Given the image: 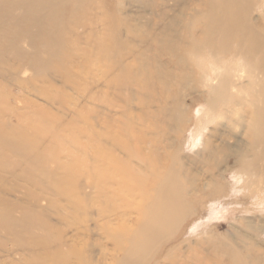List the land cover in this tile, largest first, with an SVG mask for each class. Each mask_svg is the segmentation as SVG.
<instances>
[{
    "label": "bare ground",
    "instance_id": "bare-ground-1",
    "mask_svg": "<svg viewBox=\"0 0 264 264\" xmlns=\"http://www.w3.org/2000/svg\"><path fill=\"white\" fill-rule=\"evenodd\" d=\"M22 1V5L13 6L12 0H0V15H3V20H0V45L6 47L3 54L12 50L15 57H21L26 62V70H41L37 71L40 79L32 77V81L24 83L31 84L33 93L46 100L45 106L40 105L33 114L41 124L40 129L53 123L57 127L54 134H46L48 139L42 138L44 131L41 136L33 132L37 128L32 121L26 123L27 116L24 117L25 124L22 116L20 123L14 126L0 104V111L4 112L0 116V146L5 151L2 156L6 151H17V148L31 152L32 157L23 159V163L37 169L26 174L25 181L44 193L21 196L20 192L14 188L8 189L3 184L5 178L2 176L0 239L3 240L0 241V250L4 255H0V264H8L4 257H13L10 264H44L46 260L55 264H71L73 258H76L74 264H105L106 253L102 252L104 259L95 261L85 251L93 230L87 227L85 234H80L82 237L77 234L66 238L67 229L51 221L50 211L56 206L54 203L60 200H64L62 202L67 203L75 213L87 215L95 203L105 205L97 214L95 230L114 242L115 251L121 255L114 264H142L144 257L151 254L159 243L169 242L175 237L180 219L186 214L188 218L193 215L197 220L203 218L207 210L184 203L180 189L186 184L192 189L196 188L201 195H206L204 188H213L218 177L228 172L221 169V160L226 158L221 155L223 152L227 155L230 149H220L214 141L205 139L208 131L205 124L213 123L219 116L229 118L230 110L220 109V102L202 105L203 108L197 110L196 128L192 132L188 150L197 151L196 160L211 171L215 168L219 170L211 180H201L203 188H199L196 175L188 172L185 159L190 160V157L185 155L183 148L175 150L176 147L169 144L166 151L167 147L147 138L142 129L150 122V127L159 131L163 122L169 119L178 122L182 130L188 118L185 107L193 108L201 100L199 97L197 100H185L182 90L199 94L203 92L201 87L204 92L213 88L212 93L225 95L233 90L232 105L251 109L247 118L242 119L245 125L243 140L246 139L247 148H238L236 157L246 159H243L244 169H252L250 172H253L257 182L252 183L254 190L248 197L258 193L259 205L264 210V0H192L187 15L183 12L181 0H134L130 3L132 8L139 4L153 17L146 31L142 26L144 15L136 20L137 16L133 17L122 10L116 13L107 7L112 0ZM255 1L260 2L257 17L252 12ZM72 2L73 6L64 7L72 17L82 15V18L80 21L70 20L68 33L47 38L36 33L37 28L49 23L60 27L62 21L56 4ZM124 2L117 1L119 5ZM86 3L89 4L85 7ZM171 3L177 7L170 8ZM12 10L20 12L19 15H12ZM9 20L24 25L19 31L22 42L19 38L5 35L15 31L4 25ZM49 30L53 31V27ZM25 43L33 51L25 49ZM137 43L141 47L136 46ZM237 62H240L238 65L242 63V69L236 68ZM94 63H101L102 66ZM71 64L79 70L88 69L87 77L84 79L80 74H73L69 67ZM238 72L243 75H238ZM35 79H44L43 84L38 85ZM59 79L64 85L62 91L56 86ZM78 79L88 84L80 96L81 101L72 99L65 91L67 85H78ZM54 91L58 93L51 96ZM140 94L144 98L142 101L139 100ZM244 94L247 99L243 97ZM111 95L116 99L111 100ZM135 96L140 116L131 112L132 101L124 98ZM16 98L13 96L14 100ZM119 100L124 104H120ZM98 102L104 105V109L108 107L109 113L106 109L102 112L103 116L99 114L95 107ZM116 108L121 109L117 111L119 113L114 111ZM206 118L208 121L205 123ZM82 125L86 126L87 133ZM96 127L102 132H97ZM30 129L33 131L30 132ZM81 131L86 133L83 140L78 137ZM125 133H133L136 141H140L144 147L139 149L130 140L124 141L121 135ZM67 137L68 141L73 140L72 144L78 145L75 147L76 158L79 154L89 157L90 164L86 170L75 161L64 162V159L75 160L73 152L66 153L61 146L53 152L50 147L55 139L63 141ZM179 138L180 135L177 141ZM104 142L109 143L108 147L103 145ZM259 170H262V174ZM82 171L89 180L83 186L73 182ZM22 176L14 174L11 177L19 180ZM233 179L236 181L234 197L240 193L236 190L237 183L242 185L240 190L251 189V182L245 184L249 179L243 175H234ZM67 182L71 183L72 191L77 194L53 191L57 187H64ZM50 192L52 197L49 196ZM114 203L134 208L138 214L134 229H128L126 223L119 219L118 210L112 208ZM215 205L213 207L217 209ZM107 213L115 217L117 227L111 228ZM20 228L26 230L20 231ZM54 235L57 236L55 240L52 239ZM241 237L244 238L243 235ZM123 242L125 246L119 244ZM187 242L189 248L182 252L183 247L179 246L171 251L170 256L168 254L165 258L170 263L165 264H224L229 255L232 256L230 264H264V250L259 244L247 246L249 253L243 260L234 248L218 239L209 241L207 238L197 248ZM204 245L208 248H204ZM16 255L23 256L16 259Z\"/></svg>",
    "mask_w": 264,
    "mask_h": 264
},
{
    "label": "rangeland",
    "instance_id": "rangeland-1",
    "mask_svg": "<svg viewBox=\"0 0 264 264\" xmlns=\"http://www.w3.org/2000/svg\"><path fill=\"white\" fill-rule=\"evenodd\" d=\"M11 4L13 6L17 5H22L23 1L22 0H12ZM118 0H112L111 4L107 5L109 9L115 10L116 13H119L121 10L126 12L127 14H131L133 17H135L136 20L140 19V16L144 15L142 19L143 20V25L145 27V31L147 30V25H151V22H153V17H151V13L147 12L146 10L140 8L139 4L137 7L132 8L130 6V3H133L134 0H125L124 3L119 5L117 3ZM183 1V2H182ZM192 0H181V6L184 7L183 12L187 15L190 12L191 5L189 6V3ZM20 2V3H19ZM256 5L253 8V15L255 17L258 16L259 10H260V2L255 1ZM183 3V4H182ZM89 3L84 4L85 7L88 6ZM59 5V6H58ZM57 8L56 10L58 11L61 21L59 25L60 27H57V25H53V23H49L47 25H44L42 28H37L36 33L40 36H58L62 34H66L69 32V26H70V20L75 19L79 20L82 18V15L80 17H72L70 11L65 8L64 6L71 7L73 6L72 3L68 4H56ZM177 7L176 4L171 3L170 8ZM138 8V9H137ZM132 11V12H131ZM20 12L12 10L11 14L12 15H19ZM11 15H9L8 19H10ZM0 20H3V15H0ZM84 21V19H82ZM82 22V21H81ZM187 22V21H186ZM7 27H11L14 32H10L8 34H5L7 37L11 38H19V40L22 42V37H19L20 30L23 29L24 25L22 23H15L12 20H9L6 24H4ZM53 27V31L49 30V28ZM18 30V31H17ZM82 31V29H80ZM64 32V33H63ZM1 35H3L1 33ZM44 38V39H45ZM136 46L141 47L139 43L136 44ZM25 49L30 50L31 48L25 43L23 45ZM64 47V45H63ZM5 48V49H4ZM6 47L4 45H0V104L2 108H5L4 112L7 115L6 117H11V121H13L14 126H17L20 123V119L22 120L23 116V123H24V117L26 123L29 121L34 122L35 126L37 129L33 131V129H30V132L33 131L35 133H38V135L41 136L42 131H44L42 134V138L48 139L46 134H49V136L53 133L57 127L56 123H53L52 125H46L43 127L41 130L39 125V121H37L34 117V112L35 110L38 111L37 109L39 107L45 106L46 100L41 97H37L32 90L31 84L24 83V81H32L31 78L34 77L37 79H40L39 73L37 72L38 70L41 71L40 69H34V70H26L27 65L25 61H22L23 59L21 57H15L14 54L12 53L13 51L10 50L9 53L3 54L5 52ZM33 51V49H31ZM45 55V54H44ZM47 56V55H45ZM4 59V60H3ZM240 62H237L236 68L240 67L242 69L241 64L238 65ZM94 65H98L99 67L102 66L101 63H94ZM71 71L73 74L77 75L80 74L81 77L84 79L87 77L88 69L85 70H79L77 67H73V65H69ZM142 67V66H140ZM103 69V67H102ZM4 71V72H3ZM96 74V71H95ZM47 75V74H46ZM238 75H243L242 72H238ZM49 78V77H48ZM51 78V77H50ZM49 78V79H50ZM36 80V79H35ZM44 80V79H43ZM43 80H36L38 85L43 84ZM78 85L76 86H70L67 85L68 87H65V91L69 94V96L73 99H79L80 101L82 98L83 92L85 89L88 87V84L84 83L82 80L78 79ZM56 86L59 88L61 91L63 90V83L61 80H56ZM75 87V88H73ZM194 87V86H190ZM201 87V86H200ZM203 92L201 93H187L184 90H182V98H185V100H188L190 98H194L197 100L199 97L201 100L199 103L197 102L193 108L186 106L185 108L188 109V118H187V125H184L182 127V130H180L179 123L176 121H171L168 119V121H164L163 124L160 126V130L158 131L157 129L153 130L152 127H150V122L146 124L144 129V135L149 138V139H154L156 140L157 143L164 147H167L166 151H168L169 144H173L175 150L181 149L186 152L184 154L187 157H190V160L185 159L186 164L188 165V172L196 175V179L198 180V186L199 188H203L201 186L203 183V179L211 180L216 174H218V169H209L207 166H205L201 161L196 160L197 158V151H190L188 150V146L190 144L191 138H192V132L196 128V121H197V110L202 109V105L204 106H209V103L212 105L216 102L218 103L220 109H224L227 111V109L230 110V114H228L229 118H222L221 116L217 117L215 121L211 124H207L206 121H208V118L204 119L205 120V127L207 128L208 131H206V138H209L211 141H214L216 144L215 146L219 147L220 149H223V147H228L230 149V152L225 155L223 152V155L221 156H226V158L222 159V170L227 169L228 172L218 177L216 182L214 183V186H209V188H204L206 195H201L200 193L196 192V188L193 189L190 188L188 185H183L182 189H180L181 196L184 200V203L187 202L189 203L190 206L195 207L196 209H204L207 210L203 218L197 220L196 218H188L187 214L184 218L180 219V224H178V231L174 235L175 237L169 241V242H161L158 244L157 248L152 251L151 254H147L146 257L143 259L142 264H165V262L170 263L166 261L167 255L171 254V251L177 249L179 246L180 248L183 247L182 252L186 251L187 248H189V243L192 247H199V243L205 242L206 239L208 238L209 241H214L218 239V241L228 243L229 246L234 248L235 252L238 253L239 256L242 257L243 260H245V257L248 255L249 251L246 250L247 246L252 245V244H259L261 248L264 250V210L263 206L259 205V200L257 198L258 193L256 195H253L252 197H248V195H252V191L254 190V186L252 183H256L257 179L253 177V172H250L252 169H244V160L245 158H237L236 157V152L238 148L245 147L247 148V142L246 139H244L243 134H244V122L243 120L247 118V113L251 110L249 107L237 105L233 106L232 103L230 102L231 99L234 98V92L233 90L230 91L227 95L225 94H218V93H212L213 88L209 89L208 91H205L200 88ZM55 93H58L57 91H54L51 93V96H54ZM243 93H241L242 95ZM199 95V96H198ZM3 96L7 98H2ZM14 97H17L16 100L13 99ZM10 99H9V98ZM245 99H247V95L244 94L243 96ZM12 98V99H11ZM125 99H130L132 101L131 104V112L136 115L140 116L141 112L139 111V105L137 107V97H124ZM110 99H116L110 96ZM144 98L141 97V94L139 96V100H143ZM237 99V98H236ZM223 100V103L221 102ZM120 104L122 103L120 100L118 101ZM140 102V101H139ZM96 109L98 110L99 114L103 116V113L106 109L107 112L109 113L108 107L104 109V105L100 102L96 103ZM236 107H238L236 109ZM117 109V110H116ZM114 109L115 112L120 111L121 109L116 108ZM191 109V111H190ZM233 110V111H232ZM3 111H0V116L1 113H4ZM56 112V110H55ZM107 113V114H108ZM119 113V112H117ZM190 113V114H189ZM246 115V116H245ZM245 116V117H244ZM20 118V119H19ZM243 119V120H242ZM221 122V123H219ZM239 122V125H238ZM226 123V124H225ZM25 124V123H24ZM213 124V125H212ZM208 125V126H207ZM219 125V126H218ZM227 125V126H226ZM230 126V128H229ZM83 130H85L84 125L81 126ZM227 128V129H226ZM97 132H102L99 128L96 127ZM227 131V132H226ZM87 133V131L85 130ZM86 133L83 134L78 133V137L83 140L85 139ZM137 135L139 133L136 130ZM77 134V133H76ZM133 133L128 134H122L121 137L123 138L124 141H129L132 144L138 145V148H143L144 145L140 143V141H136L135 137L132 135ZM180 135L179 140L177 141L178 136ZM132 137V139L130 138ZM232 137V138H231ZM77 138V135H76ZM130 138V139H129ZM138 138V137H137ZM212 138V139H211ZM41 138H39L40 141ZM65 140L61 139H55V141L51 143L53 152H55L57 149L63 147L66 150V153L68 151L74 153V158L75 160L71 159H64V162L66 163H72V162H77L80 167L83 169H87L89 167V157L84 156L83 154H79V156L76 158V150L75 147L77 148V144H72V141H68V137L64 138ZM73 139V138H72ZM168 140V141H167ZM169 140H171L169 142ZM226 140V141H225ZM85 142V141H84ZM169 142V143H168ZM61 143V144H60ZM83 143V142H82ZM60 144V145H59ZM109 145L108 142H104L103 145ZM243 144V145H242ZM179 146V147H178ZM173 147L171 150H173ZM190 149V148H189ZM73 150V151H72ZM260 151L259 149H257ZM4 148L0 146V181L3 179L2 176L5 178V184L8 189L14 188L15 191L20 192V195H27L28 197L31 194H44L42 189H39L38 187H34L26 183L25 178L27 179V175L31 170L37 169L35 166H31L30 164L23 163V159H30L32 157V153L29 151L24 150L23 148H17V151L13 153H9L6 151L5 156H2V153H4ZM194 153V154H193ZM56 155V154H55ZM81 155V156H80ZM153 157V155H151ZM194 157V158H193ZM196 157V158H195ZM246 160V159H245ZM20 162V163H19ZM236 162V163H235ZM261 161H258V163ZM19 164V165H18ZM53 166V165H52ZM14 168V169H13ZM4 169V171H2ZM11 171V172H10ZM70 172L68 171V174ZM84 173V174H83ZM241 173V174H240ZM259 173L262 174V170H259ZM23 175L21 178L19 177V180H16L15 178H12L11 176L13 175ZM27 174V175H26ZM111 174V172L109 173ZM234 175L244 176L245 178H248L249 181L251 182V189L248 188L247 190H240L242 185L240 183H237V188L236 190L239 191L234 197L235 192H234V184L235 180L233 179ZM86 173L84 171L80 172L77 177H75L73 182H78L81 186L87 184L89 180L87 179ZM114 176V174L112 175ZM110 178H113V177ZM43 178V177H42ZM251 178V179H250ZM44 179V178H43ZM181 180H183V176L180 177ZM20 181V182H19ZM70 181V180H68ZM99 181V180H98ZM202 182V183H201ZM34 183V182H33ZM101 183V182H99ZM184 183V182H183ZM196 183V184H197ZM199 183H201L199 185ZM133 185L136 186L134 183ZM20 186V187H19ZM253 186V187H252ZM3 187V186H0ZM244 187V185H243ZM4 188V187H3ZM139 188V187H138ZM212 188V189H211ZM60 189V190H59ZM179 189V188H178ZM58 190V191H57ZM211 190V191H210ZM34 191V192H33ZM42 191V192H41ZM53 191L56 193L59 192H68L71 193V183L67 182L64 187H57ZM140 191V190H139ZM210 191V192H209ZM73 192V191H72ZM67 193V194H68ZM77 194V192L71 193V195ZM138 194V193H137ZM45 195H48L46 193ZM49 196L52 197V192L49 193ZM126 196V195H125ZM127 199L130 200L129 197ZM64 200H60L56 204V206L50 211V216H51V221L55 224H60L59 226L61 228H66L67 233H66V238L76 236L77 234L84 235L85 233V228H90L93 230V233L89 236V245L86 248L85 251L91 256V258L95 261H100L101 259H104L102 257V252L104 254L106 253L105 256V264H114L118 259L121 258V255H119L118 252L115 251V245L114 242L108 241L105 237H102L100 233H98L95 230L96 227V221L98 220L97 214L99 211H101V208H105V205L102 203H95L94 206L91 209V213L89 215L85 213H75L70 207H68L67 203L62 202ZM66 202V201H65ZM101 202V201H99ZM213 204L215 207H213ZM46 206V203H44ZM112 208H115V210H118L119 213V219L122 220V222L126 223V227L128 229H134L135 228V220L138 217V214L134 212V208H129V207H122L118 204H115ZM121 207V208H120ZM57 208V209H56ZM57 211V213L55 212ZM193 210V209H192ZM212 214V212H214ZM194 212V210L192 211ZM62 217H64L66 220H64ZM111 228L117 227L115 225V217H113L111 214L107 213L106 216ZM61 220V221H60ZM114 220V221H113ZM104 221H101V223ZM64 223V224H61ZM252 227V228H249ZM198 229V230H196ZM26 229L20 228V231H25ZM196 230V231H195ZM202 230V231H201ZM195 231V233H194ZM100 234V235H99ZM78 235V236H79ZM80 235V237H82ZM244 236L242 238L241 236ZM56 236V235H54ZM52 237V239H57L56 237ZM258 237V238H257ZM88 238V237H87ZM103 238V239H102ZM105 238V239H104ZM256 239V240H255ZM3 239H0V241ZM121 246H125L124 242L119 243ZM118 244V245H119ZM204 248H208V246L204 245ZM214 251H211L212 254ZM0 255L1 250H0ZM23 255H16V259L21 258ZM6 262L9 263V261L13 257H4ZM226 258V257H224ZM232 259V256L229 255L227 257V261H224V264H230ZM76 261V258H73L71 262L74 264ZM163 261V262H162ZM51 261H45L44 264H55V262ZM71 263V264H72Z\"/></svg>",
    "mask_w": 264,
    "mask_h": 264
}]
</instances>
